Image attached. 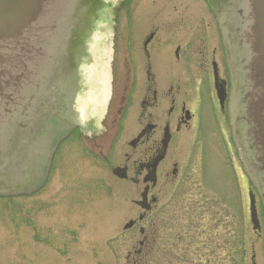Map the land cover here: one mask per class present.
<instances>
[{
	"label": "rangeland",
	"instance_id": "1",
	"mask_svg": "<svg viewBox=\"0 0 264 264\" xmlns=\"http://www.w3.org/2000/svg\"><path fill=\"white\" fill-rule=\"evenodd\" d=\"M124 4L113 14L117 29L112 76L108 20L101 31L92 35L85 49L82 81L76 83L78 92L73 102L77 117L64 116L62 106L51 101L49 119L57 117L55 124L52 121L46 127L41 126L43 133L35 135L36 140H44V154H30L31 159L22 163V159H28L25 147L24 151L21 148L15 151L16 144L23 141L21 138L14 141L15 152L3 150L0 154L4 162L0 168V177H3L0 193L8 191L6 195H10L0 198V264H132L126 257L139 248V241L143 239L139 225L125 230L140 212L133 204L138 198L136 188L129 182L118 181L111 171L124 162V153H131L128 143L138 128L144 95L142 86L148 83L143 39L152 29L150 25L155 27L156 17L160 18V29L165 33L151 48L156 83H199L198 55L193 63L182 66L174 60L175 46L183 44L184 35L203 30V25L206 30L216 31L213 11L220 14L223 10L216 4L211 9L207 0H127ZM230 13L232 9L227 11L228 17ZM162 18L166 21L171 18L170 22L177 23L170 27ZM143 20L147 23L145 27ZM222 26L228 28L229 24ZM65 41L64 49L68 40ZM200 46L196 44L193 48L197 52ZM63 88L64 84L59 83V94ZM72 97L68 96L69 101ZM55 99L61 105V96ZM2 119L5 122L6 117L2 115ZM47 120L43 119L41 124ZM224 120V130L231 139L228 118ZM21 126L23 122L16 132L22 131ZM76 126L80 129L78 134L66 137ZM192 126L193 130L184 136L191 141V148L183 156L186 152L192 154L194 145H200L202 178L199 180L195 174L194 153L191 165L195 176L190 178L187 190L179 198L171 199L168 187L159 205L163 207L164 226L173 227L171 230L176 232L174 254L182 258L177 263L239 264L242 247L244 264H264V206L244 173L236 148L237 190L233 179L224 175V161L219 153L223 147L216 124L213 122V134L203 133L198 141H195L198 126L193 123ZM0 129L4 126L0 125ZM5 142L8 143L6 134L0 136V143ZM52 152L49 177L41 189H36L39 180L45 178L46 161L51 159ZM42 157L40 167L36 159ZM23 164V168L19 167ZM11 173L15 174L9 182L6 177ZM31 177L39 180L27 182ZM249 190L255 198L258 227L250 218ZM24 193L32 195L27 197ZM143 227L147 228V223ZM185 246L187 259L181 254ZM149 258H146L148 262Z\"/></svg>",
	"mask_w": 264,
	"mask_h": 264
},
{
	"label": "flooded vegetation",
	"instance_id": "2",
	"mask_svg": "<svg viewBox=\"0 0 264 264\" xmlns=\"http://www.w3.org/2000/svg\"><path fill=\"white\" fill-rule=\"evenodd\" d=\"M221 1L216 0L217 7L221 5L222 8V5L224 6ZM124 2H127V0H124ZM225 3L224 11L226 5H228L227 0ZM100 18L97 15L94 20ZM159 19L156 17L155 27L150 25L152 29L142 42V50L148 62L146 67L148 83L142 86L144 95L140 103L138 128L128 143L131 153H124V162L113 167L111 171H117V174L113 177L118 181L129 182L136 188L138 198L133 201V204L140 212L137 219H131L129 223L132 225L130 230L139 225V234L143 239L139 241V248L134 250L132 255L129 253L126 257L128 262L132 261V264L145 263L148 256H150L149 263L151 262V264H175L179 263V260L182 261V258L179 259V256L174 254L177 251L176 241L178 239L173 240L176 232L173 233L171 230L174 229L173 227H167L166 224L164 226V217L161 214L163 207L159 205L168 187L172 192L171 199L179 198L187 190L190 178L195 176L191 165V158H194V153H196L197 162L195 174L199 180L202 178L199 144L193 146L192 154L186 152L183 156L184 151L191 148V141L185 140L184 136L186 132L193 130L192 123L198 126L195 141H198V137H201L203 133L206 135L213 134V122L216 124L215 128L216 130L218 128L219 140L223 147L219 153L224 161V175L228 179L229 177L232 178L235 189H238L234 148H236L239 155L237 142L241 137L235 135L231 106L233 105L235 86L231 72L228 69L225 53L227 39L233 44L231 24L229 23V29L225 28L222 25L223 23L226 25L227 20L223 21L222 16H215L214 24L217 32L206 30L205 25H203V30L200 29V32L191 33L190 36L184 35L181 38L183 44H176L174 60L181 63L182 66L190 65L191 61L193 63V58L198 55L197 61L196 58L195 61L201 75L199 83H156L152 73L155 60L151 58V48L156 41L161 40L160 36L165 33L160 29ZM170 19L166 21L162 18L165 21L163 23L173 27L177 22L174 20L170 22ZM141 23L143 27L147 24L146 20L141 21ZM107 27L109 30L116 31L117 24L115 22ZM210 29L212 28L210 27ZM86 35H88V32ZM196 44L201 45L197 52L193 48ZM221 50L223 51L222 54ZM225 71H228L227 74ZM48 77L39 80L37 83H32L30 85L31 91L25 87V94H28L29 97L27 102L30 101V96L32 97V116L23 118V111L29 109L26 103L23 106L24 108L15 107L11 117L23 115L18 120L24 121L31 117L35 120L48 115L46 114L48 108L46 99L49 94L46 89V83H49ZM141 91L139 90V92ZM225 117L229 121L231 139H228L223 127L224 122L222 121H225ZM243 169L246 171L244 163ZM247 193L250 195L249 200L253 202L252 191L249 190ZM142 200H145L144 208L137 204ZM165 220L167 221V219ZM146 223L147 228L143 227ZM164 227L165 232L162 233ZM127 230L129 231V229ZM181 254L187 259V246L181 250Z\"/></svg>",
	"mask_w": 264,
	"mask_h": 264
},
{
	"label": "water",
	"instance_id": "3",
	"mask_svg": "<svg viewBox=\"0 0 264 264\" xmlns=\"http://www.w3.org/2000/svg\"><path fill=\"white\" fill-rule=\"evenodd\" d=\"M77 1L0 0L1 126H10L6 120L15 107L24 108L28 103L25 87L30 90L32 83L49 76L56 67ZM231 3L233 44L227 39L226 51L235 86V135L241 137L238 145L246 173L264 201V0ZM144 203L137 204L144 208ZM255 220L252 208V221L258 227Z\"/></svg>",
	"mask_w": 264,
	"mask_h": 264
},
{
	"label": "trees",
	"instance_id": "4",
	"mask_svg": "<svg viewBox=\"0 0 264 264\" xmlns=\"http://www.w3.org/2000/svg\"><path fill=\"white\" fill-rule=\"evenodd\" d=\"M239 257H241V259L243 260L244 259V255H245V250L241 247L240 250H239ZM239 261V264H244V260L243 261ZM142 264H149L148 261H146L145 263H142Z\"/></svg>",
	"mask_w": 264,
	"mask_h": 264
}]
</instances>
